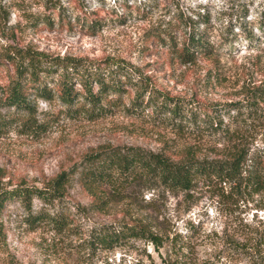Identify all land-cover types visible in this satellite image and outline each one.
Segmentation results:
<instances>
[{
    "label": "rangeland",
    "instance_id": "rangeland-1",
    "mask_svg": "<svg viewBox=\"0 0 264 264\" xmlns=\"http://www.w3.org/2000/svg\"><path fill=\"white\" fill-rule=\"evenodd\" d=\"M88 14L105 25L97 34L68 28L69 21L76 23ZM122 15L125 18L120 21ZM167 32L176 36L180 47L193 35L214 49L221 48V54L196 53V62L184 63L176 52L171 54L168 47L153 39ZM251 34L252 39L248 38ZM12 47L38 53L46 61L67 56L93 66L105 65L106 60L120 62L130 69L133 83H149L188 107L203 109V105L244 99L248 87L264 79V0H0V51ZM15 76L13 64L1 68L2 117L21 114L6 105L8 85ZM130 89L127 101L134 94ZM30 100L39 123L49 122V128L33 133L15 120L0 133L2 186L14 188L26 183L46 188L66 172L69 182L64 199L47 206L36 198L33 209L38 212L43 207L53 214L68 211L75 215L81 232L60 233L47 223L32 225L27 209L18 201L9 202L0 216V264H151L148 253L160 264L152 245L140 239L128 247L95 254L79 248V241L92 225L127 222L145 214L173 233L196 223L191 264H205L215 253L213 259L220 261L217 264H253L231 247L243 235H248L251 243H264L261 194L221 203L216 182L200 180L189 191H171L159 185L151 190L137 188L133 200L99 211L93 208L92 197L79 179L85 161L105 148L141 146L166 152L179 162L223 159L229 155L228 143L157 124L150 116L153 107L143 118L119 108L114 114L90 120L67 116L57 97L46 100L31 95ZM22 115L27 117L24 112ZM223 119L228 120V116L223 115ZM262 121L249 122L247 142L251 153L258 151L264 157ZM80 205L87 210L79 212ZM260 249L264 255V244Z\"/></svg>",
    "mask_w": 264,
    "mask_h": 264
},
{
    "label": "trees",
    "instance_id": "trees-1",
    "mask_svg": "<svg viewBox=\"0 0 264 264\" xmlns=\"http://www.w3.org/2000/svg\"><path fill=\"white\" fill-rule=\"evenodd\" d=\"M47 5L49 8L52 6ZM124 18L123 15L119 16L120 21ZM60 24L65 25L62 22ZM67 26L73 31L79 28L85 34L95 35L105 25L88 14L76 23L69 21ZM248 38L252 39V34ZM153 39L162 42L171 50V54L176 52L184 63L196 62V53L205 56L221 54V48L214 49L193 35L188 36L181 47L172 32L165 33V36L159 34ZM106 61L105 65L93 66L67 56L46 61L38 53L17 47L1 50L0 71L7 63L13 64L16 69V76L8 85L6 105L8 108L15 107L21 114H15L18 117L10 114L0 116V133L15 120H20V124L33 133L47 131L49 122L39 123L33 101L30 100L31 95L46 100L57 97L63 105L62 112L67 116H83L90 120L114 114L119 108L133 117L143 118L149 116V109L153 107L150 116L155 123L166 124L182 133L203 134V139L214 138L218 143H228L229 155L223 159L203 157L177 162L166 152H155L141 146L105 148L91 155L78 173L83 188L92 197L94 209L108 211L114 204L133 200L137 188L151 190L159 185L171 191H189L200 180L208 184L216 182L220 188L221 203L231 202L235 198L239 201L245 195L264 196V157L258 151L251 153L247 142L252 126L249 122L263 120L264 123V79L258 85L248 87L244 99L209 107L203 105L201 109L200 106L188 107L183 100L149 83H133V75L126 64ZM130 88L134 89V94L127 101ZM223 115H227L228 120L225 121ZM3 172L0 170V216L7 203L18 201L27 209L28 220L32 225L47 223L60 233L81 232L75 215L68 211L61 210L53 214L43 207L38 212L33 209V200L36 198L47 206L64 199L69 182L66 172L46 188L26 183L14 188L3 187ZM80 210L86 211L87 207L80 205ZM195 227L196 223L191 222L185 231L173 233L164 225L155 223L147 214L139 215L127 222L92 225L79 241V248L95 254L128 247L140 239L152 245L161 259L160 264H191L192 236L197 231ZM247 227L251 231V227ZM233 243V252H243V258L253 264H264L260 249L264 244L262 241L251 243L249 236L243 235L242 240H234ZM258 253L261 259L255 257ZM216 255H211L204 263L217 264L220 261H215ZM148 257L151 264H157L151 253H148ZM135 264L142 263L138 261Z\"/></svg>",
    "mask_w": 264,
    "mask_h": 264
}]
</instances>
